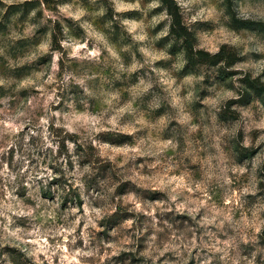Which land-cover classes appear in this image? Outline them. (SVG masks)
I'll list each match as a JSON object with an SVG mask.
<instances>
[{"label": "clouds", "instance_id": "clouds-1", "mask_svg": "<svg viewBox=\"0 0 264 264\" xmlns=\"http://www.w3.org/2000/svg\"><path fill=\"white\" fill-rule=\"evenodd\" d=\"M0 264H264V0H0Z\"/></svg>", "mask_w": 264, "mask_h": 264}]
</instances>
